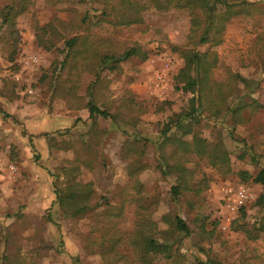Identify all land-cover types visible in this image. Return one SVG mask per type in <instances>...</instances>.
Wrapping results in <instances>:
<instances>
[{
	"label": "rangeland",
	"instance_id": "obj_1",
	"mask_svg": "<svg viewBox=\"0 0 264 264\" xmlns=\"http://www.w3.org/2000/svg\"><path fill=\"white\" fill-rule=\"evenodd\" d=\"M7 3L0 0V8ZM132 9H139L141 19L119 22ZM194 14L202 16V11ZM191 15L183 8L156 9L147 0H29L26 10L14 16V30L0 26V181L8 189L12 185L11 190L0 189V243L5 226L15 223L17 231L26 226L13 246L16 258L2 264H108L99 253L88 252L87 245L109 227L123 237L118 250L125 255L110 264H143L131 255L124 238L147 219L156 224L154 236L171 245V258L157 255L152 264H241L245 259L264 264V231L250 239L240 228L259 214L254 201L261 186L242 181L240 172L254 175L264 164V109L259 116L252 113L250 121L249 110L242 109L244 120L238 122L233 111L212 115L205 108L198 122L186 120L190 133L175 128L168 135L189 142L196 135L210 146L218 143L216 153L228 152L227 166L206 154L186 153L180 159L184 176L170 173L168 166L163 169L158 137L191 96L175 84L184 65L182 51L214 50L217 81H225L231 71L258 82L245 87L238 81L227 106L241 105V96L251 87L249 97L264 104L262 16L253 12L234 17L218 44L193 47L186 43ZM47 23H54L62 38L47 34L40 44L36 26ZM75 35L100 53L119 55L140 46L146 55L94 69L100 80L91 99L101 109L119 113L115 121L88 117L87 86L95 76L81 69V55L75 60L81 42L64 58L63 41ZM50 40L54 45L45 47ZM126 99L135 108H122ZM168 145L163 159L170 166L177 153L175 144ZM133 164L140 170L131 176ZM72 181L93 184L90 201L95 207L78 218L53 204L54 187ZM176 181L182 188L173 197ZM238 185L251 195L240 206L242 216L240 207L232 213L225 202L227 190ZM175 215L189 225L188 236L173 230Z\"/></svg>",
	"mask_w": 264,
	"mask_h": 264
},
{
	"label": "trees",
	"instance_id": "obj_2",
	"mask_svg": "<svg viewBox=\"0 0 264 264\" xmlns=\"http://www.w3.org/2000/svg\"><path fill=\"white\" fill-rule=\"evenodd\" d=\"M60 1V0H59ZM149 5L159 10H166L171 7L183 8L192 13L191 24L189 32L187 34V42L189 45L197 46L206 43L218 44L221 41V31L224 29L226 23L234 17L244 15L249 16L251 13L261 15L264 20V0H147ZM29 5V0H10V3L3 5L0 8V26L6 25L9 30H14V16L26 10ZM218 5H222V8H218ZM200 9L202 16L194 14V12ZM119 11L116 12L118 14ZM127 19L119 22L132 23L141 19L139 9H132ZM130 18V19H129ZM36 40L40 44H44L42 37L44 35L53 34L57 39H61L62 35L57 31V27L54 23H47L41 26H36ZM264 34V33H263ZM51 36V35H50ZM262 37V34L260 35ZM85 39L78 37L77 35L72 36L68 39H64L63 44L65 48L64 58L71 54L72 48L81 42L82 48H75V60L78 55H81V69L91 71L95 78L87 86V93L89 100L87 102V112L90 119H94L97 116L108 118L115 121V117L119 116V113L109 112L106 108L101 109L95 101H92L94 95V89L100 80L98 70H94L98 65H104L106 62L116 64L122 59H126L133 55H140L142 58H146V55L141 51L140 46H131L126 48L119 55H113L109 53H100L93 50L92 47L84 43ZM54 42L49 41L45 47L53 46ZM70 52V53H69ZM182 57L184 58V65L179 69L175 84L176 87L183 91L191 93L188 99V106L181 109V111L172 115L168 124L161 130L159 139V147L161 150V158L163 160V169L168 166L170 173L176 174V176H184L187 173L180 164V159L184 158L186 153L195 154H206L211 158L221 160L223 166H227V150L216 153V149H219L218 143L210 146L207 141L203 138L194 135L192 141L180 140L178 138H170L168 132L175 128L183 130L184 134L191 132V127L186 126V120L192 123H196L200 120L202 111L206 108L212 115H219L223 111H233L234 121L243 122L240 111L242 109L249 110V115L246 121H250V116L255 113L259 116L260 112L264 109V104L260 103L257 99L249 97L253 87H251L246 95L241 96L243 103L238 106L229 107L227 106V99L235 91V84L240 81L243 82L245 87L252 85L256 80L247 79L244 76L229 72L225 81H217L213 77V69L218 63V56L214 50H205L203 52L194 50L193 48L182 51ZM9 58H13L10 56ZM64 60V59H63ZM93 61V62H92ZM93 63V67L88 65ZM87 67V68H85ZM101 68V67H100ZM114 68V67H111ZM131 99V96L129 97ZM126 99L121 107L130 105L131 108H135L131 102ZM138 112H142L141 109ZM117 114V115H116ZM256 116V117H257ZM254 121V120H253ZM259 131V130H258ZM175 144L177 157L172 165H168L164 161V150L168 144ZM212 148V149H211ZM160 157V153H159ZM166 159V158H165ZM136 163L138 161H135ZM213 162V160H212ZM143 166V165H140ZM140 167L133 166L129 168V173L134 176L135 171L138 172ZM240 176L242 181L250 180L254 184L261 186V191L254 201V204L259 209V214L256 221L251 224L242 225L240 228L244 234L254 239L258 234L264 231V164L260 166L258 171L251 175L247 171H241ZM175 185H172L171 192L173 197L179 194L182 186L180 182L176 181ZM135 187L139 186V182L135 179L133 181ZM54 199L53 204L60 211L71 217H82L89 210H92L95 205L90 201L93 194V184L90 182L81 183L79 181H72L65 184L63 187H54L53 189ZM97 205V204H96ZM241 216L244 215V209L240 207ZM15 223H11L5 226V235L0 243V264L1 261H7L11 263L16 256H13V246L19 244L22 240L20 235L21 229H25L26 226L20 228L19 231L14 230ZM171 225L175 232L182 233L184 236H188L191 232L189 225L182 219L181 216L175 215L172 218ZM156 229L154 221L147 219L141 222H137L133 230L124 238L126 245L131 249V255L137 260V262L143 264H152L155 256L163 255L165 258H171L170 243L167 239L159 241L153 234ZM123 237L118 231H114L113 228L109 227L105 229L103 233L95 240H92L88 247V252L99 253L104 259L105 263H112L125 258L118 248L121 245ZM118 250V251H117ZM14 261V260H13ZM202 264H221L218 261H204ZM241 264H251L248 260H243Z\"/></svg>",
	"mask_w": 264,
	"mask_h": 264
},
{
	"label": "built area",
	"instance_id": "obj_3",
	"mask_svg": "<svg viewBox=\"0 0 264 264\" xmlns=\"http://www.w3.org/2000/svg\"><path fill=\"white\" fill-rule=\"evenodd\" d=\"M226 194V206L232 213L236 212L238 207L244 204V202L251 196L243 185H238L233 191L229 188Z\"/></svg>",
	"mask_w": 264,
	"mask_h": 264
},
{
	"label": "crops",
	"instance_id": "obj_4",
	"mask_svg": "<svg viewBox=\"0 0 264 264\" xmlns=\"http://www.w3.org/2000/svg\"><path fill=\"white\" fill-rule=\"evenodd\" d=\"M0 180H1V175H0ZM9 182V181H8ZM6 185H7V182H5V181H0V189H2L3 191H6V190H11L12 189V185L10 186V188L8 189L7 187H6Z\"/></svg>",
	"mask_w": 264,
	"mask_h": 264
}]
</instances>
